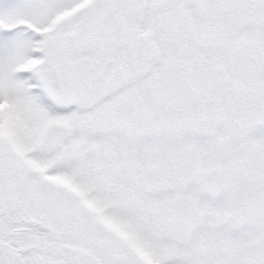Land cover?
I'll return each mask as SVG.
<instances>
[{
  "label": "snow or ice",
  "instance_id": "6c2138e0",
  "mask_svg": "<svg viewBox=\"0 0 264 264\" xmlns=\"http://www.w3.org/2000/svg\"><path fill=\"white\" fill-rule=\"evenodd\" d=\"M0 264H264V0H0Z\"/></svg>",
  "mask_w": 264,
  "mask_h": 264
}]
</instances>
